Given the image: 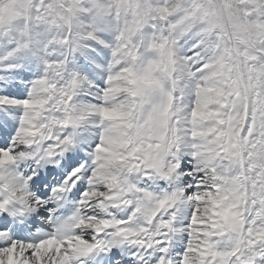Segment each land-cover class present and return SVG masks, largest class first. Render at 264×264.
Listing matches in <instances>:
<instances>
[{
  "label": "snow or ice",
  "instance_id": "obj_1",
  "mask_svg": "<svg viewBox=\"0 0 264 264\" xmlns=\"http://www.w3.org/2000/svg\"><path fill=\"white\" fill-rule=\"evenodd\" d=\"M0 264H264V0H0Z\"/></svg>",
  "mask_w": 264,
  "mask_h": 264
}]
</instances>
